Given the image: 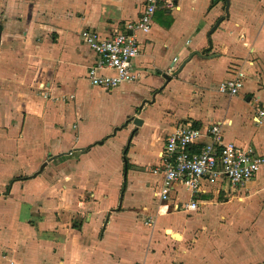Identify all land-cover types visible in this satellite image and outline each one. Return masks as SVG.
<instances>
[{"label":"crops","instance_id":"crops-1","mask_svg":"<svg viewBox=\"0 0 264 264\" xmlns=\"http://www.w3.org/2000/svg\"><path fill=\"white\" fill-rule=\"evenodd\" d=\"M143 3L0 0V264H264V165L235 188L207 183L193 211L182 209L192 197L180 184L154 198L178 123L203 133L192 151L219 124L223 142L264 154L253 117L254 99L264 105V0L157 9L150 32L135 33L136 80L91 85L97 56L80 31H124ZM246 59L240 93H219ZM234 202L246 210L239 224L227 212Z\"/></svg>","mask_w":264,"mask_h":264},{"label":"built area","instance_id":"built-area-1","mask_svg":"<svg viewBox=\"0 0 264 264\" xmlns=\"http://www.w3.org/2000/svg\"><path fill=\"white\" fill-rule=\"evenodd\" d=\"M180 0H144L139 17L127 21L124 31L115 32L110 37H103L97 31L84 28L80 31L82 42L97 56L95 65L86 71L87 81L96 87L113 90L123 83H132L137 74L132 70V60L138 54L135 33L148 34L152 27V18L157 9L172 10ZM230 67L226 79L218 82L217 91L227 96H234L243 89L246 72L244 64ZM178 58L172 59L170 73L175 74ZM100 70L111 74H101ZM253 117L258 125L264 127V105L257 97L253 102ZM220 125L207 127V144L192 151L191 147L202 136L200 129L191 122H181L173 126L165 139L160 156L162 169L161 182L154 190V198L166 201L175 184H180L192 197L182 205V209L193 211L197 201L193 196L203 191L207 183L223 178L229 187L235 188L251 181L264 165V154H256L251 147H238L231 142H223ZM178 207V206H177Z\"/></svg>","mask_w":264,"mask_h":264},{"label":"rangeland","instance_id":"rangeland-1","mask_svg":"<svg viewBox=\"0 0 264 264\" xmlns=\"http://www.w3.org/2000/svg\"><path fill=\"white\" fill-rule=\"evenodd\" d=\"M227 212H229V216L231 217L232 224H239L241 222L240 217L245 215L246 210L243 204L234 202L229 205V209L227 210Z\"/></svg>","mask_w":264,"mask_h":264},{"label":"water","instance_id":"water-1","mask_svg":"<svg viewBox=\"0 0 264 264\" xmlns=\"http://www.w3.org/2000/svg\"><path fill=\"white\" fill-rule=\"evenodd\" d=\"M131 121L136 126H139V125L142 124V121L140 119H138V118H132Z\"/></svg>","mask_w":264,"mask_h":264}]
</instances>
